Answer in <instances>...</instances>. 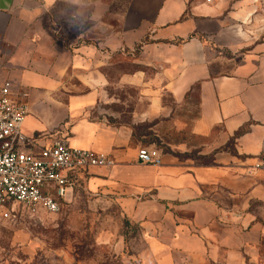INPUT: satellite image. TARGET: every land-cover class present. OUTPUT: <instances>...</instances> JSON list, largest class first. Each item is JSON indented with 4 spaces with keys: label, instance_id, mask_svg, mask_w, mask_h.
<instances>
[{
    "label": "crops",
    "instance_id": "1",
    "mask_svg": "<svg viewBox=\"0 0 264 264\" xmlns=\"http://www.w3.org/2000/svg\"><path fill=\"white\" fill-rule=\"evenodd\" d=\"M258 2L0 0V84L25 94L23 133L41 146L64 139L114 160L85 171L89 188L115 197L141 226L144 264H233L250 245L264 250V166L255 168L264 160ZM135 48L144 68L111 78L117 54ZM111 85L138 91L126 120L110 110L118 102ZM193 91V134L230 139L233 151L206 163L159 151L160 165L139 163L138 149L154 146L134 125L166 117L165 94L177 103Z\"/></svg>",
    "mask_w": 264,
    "mask_h": 264
},
{
    "label": "rangeland",
    "instance_id": "2",
    "mask_svg": "<svg viewBox=\"0 0 264 264\" xmlns=\"http://www.w3.org/2000/svg\"><path fill=\"white\" fill-rule=\"evenodd\" d=\"M258 1V10L264 15V0ZM80 40L89 41L88 37ZM139 61V48L119 52L111 78L125 71L142 70L144 66ZM108 91L118 100L110 110L121 113V119H128L129 105L133 103L135 108L140 102L138 91L116 85L109 86ZM163 103L169 108L166 117L134 125V133L145 135L147 145L181 161L199 163L210 162L216 151H233L230 139L222 143L193 134L191 126L197 112L194 91L177 103L165 94ZM88 178L85 172L77 175L72 198L59 212L28 214L20 210L11 220L0 222V264H144L141 226L127 219L115 197L91 190ZM124 234L128 237L126 243ZM242 257L233 264H264V250L253 245L246 248ZM182 264L226 263L205 259L199 263L184 260Z\"/></svg>",
    "mask_w": 264,
    "mask_h": 264
},
{
    "label": "built area",
    "instance_id": "3",
    "mask_svg": "<svg viewBox=\"0 0 264 264\" xmlns=\"http://www.w3.org/2000/svg\"><path fill=\"white\" fill-rule=\"evenodd\" d=\"M28 113L24 93H11V83L0 84V222L18 211L55 213L72 198L77 175L91 167H111L114 160L92 150L72 147L64 139L41 146L22 131ZM139 163L160 165L155 147L137 151ZM264 166V160L255 168Z\"/></svg>",
    "mask_w": 264,
    "mask_h": 264
},
{
    "label": "trees",
    "instance_id": "4",
    "mask_svg": "<svg viewBox=\"0 0 264 264\" xmlns=\"http://www.w3.org/2000/svg\"><path fill=\"white\" fill-rule=\"evenodd\" d=\"M241 132L239 131V132H237L236 133V135H238V134H240ZM124 237H123V239H124V242L126 243L127 242V239H128V237L126 236V234H124L123 235ZM125 250V249H124ZM130 254V253H129Z\"/></svg>",
    "mask_w": 264,
    "mask_h": 264
}]
</instances>
